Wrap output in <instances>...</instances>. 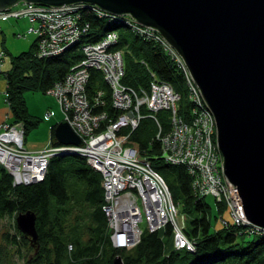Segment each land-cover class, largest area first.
<instances>
[{"label": "built area", "instance_id": "2783aa9c", "mask_svg": "<svg viewBox=\"0 0 264 264\" xmlns=\"http://www.w3.org/2000/svg\"><path fill=\"white\" fill-rule=\"evenodd\" d=\"M83 7L79 3L49 6L20 1L0 10V20L26 18L30 23L27 33L36 36L37 56L48 57L62 52L88 30V23L80 19L79 10ZM87 8L111 22L122 21L131 32L153 41L167 53L183 73L189 108L185 114H179L180 93L157 78H152L147 88L124 85L121 82L123 51L114 48L119 34L111 30L100 40L85 44L82 58L47 92L55 97L62 120L79 135L81 145L57 144L32 152L24 146L23 123L9 119L0 122V164L12 175L13 183L41 181L53 155L79 153L101 176L103 211L114 246L132 248L144 229L153 232L169 224L173 248L193 250L194 244L185 233V214L174 202L163 176L135 147L126 143L129 133L119 136L122 130H133L142 118L150 117L159 128L156 139L160 142L163 161L186 168L196 196L212 195L223 203L224 211L218 215L219 225H242L251 233H263L264 229L246 219L237 188L223 175L214 114L180 54L157 30L127 15L116 16L95 5ZM3 55L0 52V65ZM91 69L100 71L110 87L114 117L106 111L95 112L93 107L103 101L91 103L87 97L86 84ZM100 95L101 91L97 93L99 98ZM160 110L169 112L170 128L166 132L158 122ZM52 115L51 111L45 114L47 118ZM142 222L146 227L140 226Z\"/></svg>", "mask_w": 264, "mask_h": 264}, {"label": "trees", "instance_id": "16d2710c", "mask_svg": "<svg viewBox=\"0 0 264 264\" xmlns=\"http://www.w3.org/2000/svg\"><path fill=\"white\" fill-rule=\"evenodd\" d=\"M79 12L81 22L88 23L89 28L74 43L58 55L39 57L35 40L29 50L13 55L11 67L2 72L10 120L23 123L24 135L41 122L28 111L25 92L47 93L82 58L85 44L96 42L117 28L124 29L117 30L119 39L114 46L123 51L121 82L139 89L147 88L151 79L157 78L180 93V102L186 98L181 69L157 44L131 32L122 21L111 22L98 16L91 8L83 7ZM86 94L91 103L103 101L93 107L95 112L116 115L110 87L100 71L90 70ZM185 107L182 103L179 105V114L188 110L187 99ZM157 117L162 131L169 130V112L160 110ZM56 125L50 127L52 145L58 144L54 136ZM158 129L154 120L144 117L135 129L122 130L119 136L129 133L126 143L135 147L163 176L174 202L180 205L174 193L178 190L181 210L190 216L185 233L194 244L193 250L172 247L169 224L153 232L144 229L139 242L130 249L114 246L103 211L99 172L81 154L62 152L49 159L43 180L28 184H14L12 175L0 164V226L5 219H11L12 227V230H0V264H10L14 253L24 264H112L117 256L121 257L122 264H264V232L251 233L247 227L233 224L212 228L210 206L204 197L194 194L186 168L163 161L160 142L156 139ZM168 174L175 185L168 181ZM217 203L222 213L224 205ZM27 211L36 216L37 240L33 243L16 226L17 215Z\"/></svg>", "mask_w": 264, "mask_h": 264}, {"label": "water", "instance_id": "95a60500", "mask_svg": "<svg viewBox=\"0 0 264 264\" xmlns=\"http://www.w3.org/2000/svg\"><path fill=\"white\" fill-rule=\"evenodd\" d=\"M20 1L95 5L157 30L214 114L223 175L237 187L245 216L264 229V0H0V10ZM54 136L61 145L82 144L64 120ZM35 220L30 211L16 217L31 243ZM112 264H122L121 257Z\"/></svg>", "mask_w": 264, "mask_h": 264}, {"label": "rangeland", "instance_id": "374dc122", "mask_svg": "<svg viewBox=\"0 0 264 264\" xmlns=\"http://www.w3.org/2000/svg\"><path fill=\"white\" fill-rule=\"evenodd\" d=\"M127 16H129V15H127ZM129 17H130L129 19L132 18L131 16H129ZM117 30L123 31L124 29L123 28H117ZM23 51H27V50H23ZM20 52H22V51H20ZM55 55H58V54H55ZM5 61L2 64L3 65V67L1 68L2 72L6 71L5 65L10 64L11 57L8 56L7 60H5ZM25 95L28 99V103L30 106L29 109H30V111H32L31 114L38 116V118L41 120V122L39 123V125L37 127L31 129L30 132H28V134L24 136V146L26 149L42 147L48 143L49 134H50V132H49L50 126H48V124H49L51 119L47 118L45 116V114L47 111L54 112L56 110L58 112V110H59L58 116H57V118H58L57 121H59V119H60V121H62L63 117L60 113L61 112L60 107H59L55 97L50 93H42L40 91H27V93ZM25 95H24V97H25ZM185 102H186V98L184 96L182 99V102H178V105H180L182 103L184 106V109H185L186 108ZM51 145H52V143L50 141L46 146H51ZM32 152H35V151H32ZM167 179L170 183L175 185V181L173 180V178L170 174L167 175ZM174 193L176 194L177 200L180 202V205H179L180 208H182V203L180 201L178 190L174 191ZM204 200L210 206L209 217L211 219L212 228L221 227L219 225L220 220L218 218L219 217L218 215H220L221 213L219 212V206H218V203H217L215 197L212 195H208V196L204 197ZM184 214H185L186 225H188L190 216H188L185 212H184ZM215 215H217L216 218L214 217ZM223 217H226V213H223ZM10 222H11V219H5L1 223L0 230L1 231H5V230H9V229L12 230V227H10V225H9ZM140 226L142 228L146 227L145 222H142L140 224ZM11 257H12V260H10L11 261L10 264H24L25 263V261L23 262L22 260L18 259V255L16 253L11 255Z\"/></svg>", "mask_w": 264, "mask_h": 264}, {"label": "crops", "instance_id": "0c3cea01", "mask_svg": "<svg viewBox=\"0 0 264 264\" xmlns=\"http://www.w3.org/2000/svg\"><path fill=\"white\" fill-rule=\"evenodd\" d=\"M29 26H30V23L28 22L26 18L0 20V52H3L4 54L1 60V65H0V122L6 119L10 120V117H11V113H10V110H9V107L6 101V94H5L6 80L4 76L2 75V71H1L2 70L1 68L3 67L2 64L4 63L5 60H7L8 56L12 58L13 55H17L20 51L29 50L31 48L33 41L36 40V36L32 33H27L26 30L28 29ZM10 67H11L10 64L5 65L6 71ZM25 101H26L28 111L31 113L32 111H30L29 109L30 106H29L27 97L25 98ZM58 112L55 110L53 112V115L49 117V119L51 120L48 126L51 127V125L57 124L58 122H60V119L59 121H57ZM60 113L62 115V112ZM49 142H50V134H49L48 143ZM46 145L42 147H38V148H32V149L29 148L28 150L38 151L40 149H43Z\"/></svg>", "mask_w": 264, "mask_h": 264}, {"label": "bare ground", "instance_id": "6f19581e", "mask_svg": "<svg viewBox=\"0 0 264 264\" xmlns=\"http://www.w3.org/2000/svg\"><path fill=\"white\" fill-rule=\"evenodd\" d=\"M201 93V92H200ZM202 95V94H201ZM225 177V176H224ZM225 179L227 180V178L225 177ZM228 181V180H227ZM230 182V181H229ZM231 183V182H230ZM231 184H233V183H231ZM234 185V184H233ZM235 186V185H234ZM236 187V186H235ZM237 188V187H236ZM238 191V190H237ZM238 195H239V193H238ZM239 199H240V196H239ZM245 214V213H244ZM246 217V216H245ZM246 219H247V217H246ZM248 220V219H247ZM249 221V220H248ZM250 222V221H249ZM251 223V222H250ZM258 226V225H257ZM260 227V226H259ZM262 228V227H261ZM263 229V228H262Z\"/></svg>", "mask_w": 264, "mask_h": 264}, {"label": "flooded vegetation", "instance_id": "af4514ba", "mask_svg": "<svg viewBox=\"0 0 264 264\" xmlns=\"http://www.w3.org/2000/svg\"><path fill=\"white\" fill-rule=\"evenodd\" d=\"M25 237H26V236H25ZM26 239H27V240H29V238H28V237H26Z\"/></svg>", "mask_w": 264, "mask_h": 264}]
</instances>
